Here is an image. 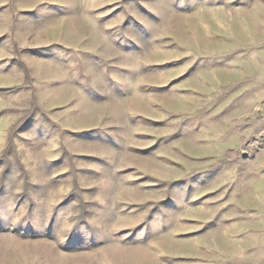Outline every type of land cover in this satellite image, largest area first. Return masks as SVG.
<instances>
[{"label": "rangeland", "instance_id": "1", "mask_svg": "<svg viewBox=\"0 0 264 264\" xmlns=\"http://www.w3.org/2000/svg\"><path fill=\"white\" fill-rule=\"evenodd\" d=\"M0 264H264V0H0Z\"/></svg>", "mask_w": 264, "mask_h": 264}]
</instances>
